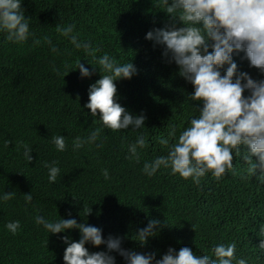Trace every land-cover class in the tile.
<instances>
[{
    "label": "clouds",
    "instance_id": "clouds-1",
    "mask_svg": "<svg viewBox=\"0 0 264 264\" xmlns=\"http://www.w3.org/2000/svg\"><path fill=\"white\" fill-rule=\"evenodd\" d=\"M155 4L170 14V22L163 27L164 20L154 22L156 28L147 31L145 38L163 45V55L179 68L148 76L146 87L166 122L173 123L170 117L177 110L183 113V123L169 131L170 143L161 138L167 152L145 161L141 172L151 177L162 171L190 180L192 186H199L207 176L218 182L205 183L195 201L180 199L179 210L172 204L161 218L144 217L136 225H142L136 248L129 244L127 233L123 239L102 235L90 220L48 219L38 214L34 222L59 239L61 264H264V191L254 188L264 183V0H155ZM21 5L22 0H0V32L8 41L23 42L32 35ZM55 27L74 49H82L94 61L91 71L81 59L71 69L78 68L85 77L95 66L99 68L101 75L89 85L84 105L91 116L97 117L99 111L101 125L111 130L142 127L146 117L136 115L138 109L133 115L117 98L120 84L115 80L137 72L132 61L119 63L107 52L95 56L99 49L89 40L78 39L74 24ZM44 39L57 52L51 39ZM186 100L197 104V114L188 123L182 107ZM99 133L96 128L85 137H73V150L92 144ZM51 143L57 151L66 148L64 135H53ZM145 144L144 136L138 135L127 146L128 158L139 162L138 147ZM32 151L23 143L28 162ZM45 167L49 183L55 182L59 166L52 161ZM101 171L108 179V169ZM231 188L237 189L234 198ZM14 195L5 191L0 200ZM23 195L26 203L31 202V191ZM4 226L15 234L20 221L9 220ZM72 228L79 229L78 240L66 233ZM86 243L104 244L107 250L89 251Z\"/></svg>",
    "mask_w": 264,
    "mask_h": 264
},
{
    "label": "trees",
    "instance_id": "trees-1",
    "mask_svg": "<svg viewBox=\"0 0 264 264\" xmlns=\"http://www.w3.org/2000/svg\"><path fill=\"white\" fill-rule=\"evenodd\" d=\"M21 6L32 35L13 42L0 32V195L15 193L9 200H0V264H61V243L34 222L38 214L48 219L90 220L102 229V235L111 233L123 239L127 233L129 244L136 248V233L142 226L136 225L144 217L161 218L172 204L179 210L183 207L180 199L195 201L205 183L218 182L207 176L199 186H192V181L162 171L151 177L141 172L145 161L167 152L168 145L161 144V138L170 143L169 131L183 123V113L174 109L173 123L166 122L146 87L148 76L179 68L163 55V45L145 38L147 31L156 28L154 22L164 20L160 27L170 22V14L155 0H22ZM56 24H74L78 39L89 40L99 49L95 56L107 52L119 63L132 61L137 72L131 78L115 80L120 84L117 98L130 113L138 109L136 115L146 117L142 127L111 130L101 125L99 111L97 117L91 116L84 107L88 87L101 73L95 66L90 76L81 77L78 68L71 69L81 59L91 71L94 65L90 62L94 61L82 49H74L69 39L56 31ZM46 36L57 52L50 50ZM182 107L188 123L197 114V104L186 100ZM96 128L100 133L95 142L73 150V137H85ZM140 134L146 144L138 147L137 162L128 158L127 146ZM53 135H64V151H57L51 143ZM5 140L10 143L5 145ZM18 142L32 147L31 161L24 158L23 143ZM52 161L60 173L49 183L45 162ZM105 168L108 179L101 171ZM254 188L264 191V183ZM30 191L32 200L26 203L23 193ZM236 191L229 189L232 198ZM9 220L20 221L15 234L4 226ZM66 233L72 240L79 239V229ZM85 246L89 251L107 250L104 244Z\"/></svg>",
    "mask_w": 264,
    "mask_h": 264
}]
</instances>
